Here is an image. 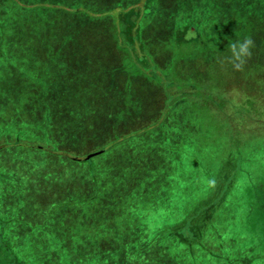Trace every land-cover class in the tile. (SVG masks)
I'll return each instance as SVG.
<instances>
[{"label": "rangeland", "instance_id": "rangeland-1", "mask_svg": "<svg viewBox=\"0 0 264 264\" xmlns=\"http://www.w3.org/2000/svg\"><path fill=\"white\" fill-rule=\"evenodd\" d=\"M135 1L0 0V220L26 264H242L253 245L264 0H138L125 34ZM245 37L235 71L222 60ZM223 177L218 236L186 252L173 225Z\"/></svg>", "mask_w": 264, "mask_h": 264}, {"label": "trees", "instance_id": "trees-1", "mask_svg": "<svg viewBox=\"0 0 264 264\" xmlns=\"http://www.w3.org/2000/svg\"><path fill=\"white\" fill-rule=\"evenodd\" d=\"M136 1V3L129 6L127 9H125V11H121V16L123 18L120 21L125 34H128L129 32L131 34L136 32L135 23L137 20V15L140 12V5L138 4V0ZM128 16L131 18L129 17L128 19ZM246 110V108H244V110L241 108V112L238 111V113L236 108V114H230L232 118L230 121L234 120V118L245 121L250 116L248 113H246ZM243 117L244 119H242ZM224 179L226 184L224 183ZM221 184H225L224 189L220 193L221 198H219L218 193L217 197L212 195L211 199H205L201 205L195 207L189 212H186L185 217L173 225V229L177 230L174 234L176 239L175 242L177 244L179 243L178 245L182 244L181 246L184 247L183 250L186 252H192L193 246L191 244L193 242L196 246L205 250V247L202 243L203 231H211L213 238L218 236L216 229L211 225V221L214 217L215 211L221 205L227 204V202L230 200L229 196L234 188V180L232 177L229 179L223 177ZM217 185H220V183ZM222 188L223 185L220 189ZM214 189L216 190V188ZM254 189L257 190L256 194L259 195V197L256 201H254L253 196L251 198L252 204L249 205L250 209H247L244 214L242 213V215H244L242 217V222H247V235L246 237L241 238V242L245 243L248 238L253 244L248 245L246 249L241 250V254L238 255V261L240 263H242L240 260L245 257V261L242 264H264V174L262 179L255 183ZM238 203L239 201L234 202V206H236ZM252 217H254V221L249 219ZM2 225L3 221L0 220V264H26L24 261L18 259L14 254L10 238L6 236ZM211 259L213 260L214 258L212 257ZM190 263L200 264L195 259H190Z\"/></svg>", "mask_w": 264, "mask_h": 264}, {"label": "clouds", "instance_id": "clouds-1", "mask_svg": "<svg viewBox=\"0 0 264 264\" xmlns=\"http://www.w3.org/2000/svg\"><path fill=\"white\" fill-rule=\"evenodd\" d=\"M255 47V41L251 37H245L243 40H235L229 43L230 55L225 56L222 63L229 64L235 71H243L248 60L252 57V50ZM236 95H240L234 90ZM214 184V180L209 181Z\"/></svg>", "mask_w": 264, "mask_h": 264}]
</instances>
